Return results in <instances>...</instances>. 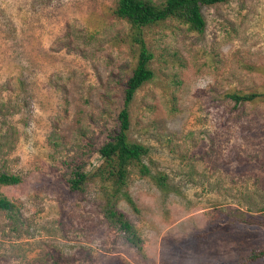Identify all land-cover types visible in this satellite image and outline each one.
Returning a JSON list of instances; mask_svg holds the SVG:
<instances>
[{"label": "rangeland", "instance_id": "rangeland-1", "mask_svg": "<svg viewBox=\"0 0 264 264\" xmlns=\"http://www.w3.org/2000/svg\"><path fill=\"white\" fill-rule=\"evenodd\" d=\"M163 2L164 0H154ZM117 0H0V264H237L264 246V0L203 6L206 29L176 20L145 30L155 77L130 106L132 141L150 148L163 190L132 171L119 207L144 239L139 251L111 229L96 184L77 195L61 176L91 153L122 103L135 53ZM206 233L201 235L200 233ZM257 264H264L259 262Z\"/></svg>", "mask_w": 264, "mask_h": 264}, {"label": "trees", "instance_id": "trees-1", "mask_svg": "<svg viewBox=\"0 0 264 264\" xmlns=\"http://www.w3.org/2000/svg\"><path fill=\"white\" fill-rule=\"evenodd\" d=\"M228 0H117L114 14L129 25L127 41L135 53L132 72L123 84L122 103L112 124L103 132V137L94 149L100 154L102 162L89 168L91 153H83L79 157L67 161V171L61 176L68 190L77 195H84L91 184H96L102 199V211L108 226L120 232L123 237L139 251H142L144 239L141 232L119 207L125 199L135 210L137 204L128 191L132 171L141 176H149L163 190H170L168 177L163 172L154 174L145 158L150 148L139 141H132L129 136L131 129L130 106L137 91L155 77L151 62L155 57L145 38L146 28L160 25L167 20H176L185 25L191 32L203 33L206 19L203 6H212ZM263 88L253 92H232L228 97L237 104L253 102L264 98ZM23 182L22 175L0 169V186L19 185ZM14 203L6 196L0 195V211H12ZM238 224L264 227V220L234 219ZM201 235H206L202 232ZM264 262V246L252 248L246 252L240 249L237 264H257Z\"/></svg>", "mask_w": 264, "mask_h": 264}]
</instances>
